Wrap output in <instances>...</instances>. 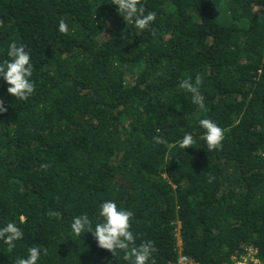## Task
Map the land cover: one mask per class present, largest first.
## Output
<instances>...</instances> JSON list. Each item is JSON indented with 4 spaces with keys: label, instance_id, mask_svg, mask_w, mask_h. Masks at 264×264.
Segmentation results:
<instances>
[{
    "label": "trees",
    "instance_id": "1",
    "mask_svg": "<svg viewBox=\"0 0 264 264\" xmlns=\"http://www.w3.org/2000/svg\"><path fill=\"white\" fill-rule=\"evenodd\" d=\"M142 2L157 13L143 31L113 0H0V63L24 45L36 84L21 101L0 78V227L24 233L12 251L0 241V264L33 246L48 253L37 264H127L71 230L81 214L94 227L104 201L133 212L155 264L250 251L264 264V0ZM197 74L205 109L180 87ZM205 118L224 130L222 150L208 151ZM187 132L196 144L181 149Z\"/></svg>",
    "mask_w": 264,
    "mask_h": 264
},
{
    "label": "clouds",
    "instance_id": "2",
    "mask_svg": "<svg viewBox=\"0 0 264 264\" xmlns=\"http://www.w3.org/2000/svg\"><path fill=\"white\" fill-rule=\"evenodd\" d=\"M113 5L117 6V12L123 17L124 21L134 23L135 26L143 31L149 29L151 24L156 21L157 13L148 11L145 14V7L142 0H113ZM3 27V21H0ZM58 31L67 34L69 31L65 20L59 21ZM8 60L0 63V78L9 85L7 93L21 101H27L36 91V84L31 80L33 75V63L31 55L26 51L25 46L18 45L13 41L7 51ZM203 78L197 74L193 83L191 77L184 79L180 87L192 94V103L198 105L200 109H205L204 97L200 93ZM7 108L4 101L0 100V113H6ZM199 125L205 130L203 139L206 141L209 152L223 149L225 138L224 130L209 118L200 119ZM153 143L167 145L168 141L163 136H154ZM196 140L190 132H187L179 141L181 149L192 148ZM47 164H42L41 169L46 170ZM211 182V177L209 179ZM50 217L62 219L58 211L48 213ZM99 222L93 227L92 221L86 214H81L73 218L70 225L72 232L77 237H84L86 233H92L97 246L109 251L113 257L117 252L123 253V260L127 264H155L154 253L157 251L155 243L151 240H142L136 243L137 235L131 230L134 214L117 206L113 201H104L99 207ZM23 231L14 222H9L0 227V241L7 245L9 251L16 248V242L22 240ZM41 251L46 256L47 249L40 247L28 248L27 257H18L15 264H37L41 256Z\"/></svg>",
    "mask_w": 264,
    "mask_h": 264
},
{
    "label": "built area",
    "instance_id": "3",
    "mask_svg": "<svg viewBox=\"0 0 264 264\" xmlns=\"http://www.w3.org/2000/svg\"><path fill=\"white\" fill-rule=\"evenodd\" d=\"M176 244H177V248H178V254H180V246H181V240H180V236H179V230L176 231ZM254 252L250 251L248 252V254L246 256L241 257L238 260H234L232 263L230 264H258L259 262L257 261V259H255L253 257ZM174 264V263H171ZM176 264H189V263H184L181 259L178 260V262Z\"/></svg>",
    "mask_w": 264,
    "mask_h": 264
},
{
    "label": "rangeland",
    "instance_id": "4",
    "mask_svg": "<svg viewBox=\"0 0 264 264\" xmlns=\"http://www.w3.org/2000/svg\"><path fill=\"white\" fill-rule=\"evenodd\" d=\"M259 264V263H258Z\"/></svg>",
    "mask_w": 264,
    "mask_h": 264
}]
</instances>
